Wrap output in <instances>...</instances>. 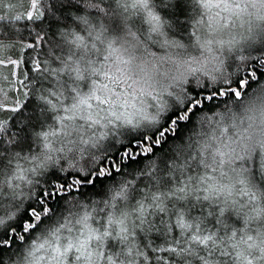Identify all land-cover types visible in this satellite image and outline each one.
I'll return each instance as SVG.
<instances>
[{
	"label": "clouds",
	"instance_id": "obj_1",
	"mask_svg": "<svg viewBox=\"0 0 264 264\" xmlns=\"http://www.w3.org/2000/svg\"><path fill=\"white\" fill-rule=\"evenodd\" d=\"M0 264H264V0H0Z\"/></svg>",
	"mask_w": 264,
	"mask_h": 264
},
{
	"label": "trees",
	"instance_id": "obj_2",
	"mask_svg": "<svg viewBox=\"0 0 264 264\" xmlns=\"http://www.w3.org/2000/svg\"><path fill=\"white\" fill-rule=\"evenodd\" d=\"M26 51H27V50H26ZM27 70H28V67L25 66V71H27ZM18 71H19V70L17 69V72H18ZM198 98L202 99V102H203V103H205V104L208 103L207 101L203 100V94L199 95ZM212 102L215 103L216 101L214 100V101H212ZM197 107H199V106H197ZM177 135L179 136L180 133H178ZM133 143H134V142H133ZM145 143H147V142H145ZM130 146H131V145H130ZM133 147H135V145H133ZM154 147H155V146H154ZM133 150H134V151H138V149H135V148H134ZM118 155H119V154L117 153V156H118ZM113 159H116V157H113ZM108 166L111 167L110 164H109ZM89 178H91V177H89ZM73 179H83V178H82V177H79V176H76V175H74V174H72V173H69L67 176L53 177V180L50 181V183H53V182H55V183H62V184L65 185V187H67V184L70 183ZM98 180H99V177L96 178V180L94 181V183L97 182ZM39 196H40L41 198L46 199L47 201H52V200H53V196H52L51 194H50L47 198H45V197H44V192H43V190L40 191ZM56 199H57V200L59 199L58 195H57ZM40 207L42 208V205H41ZM38 210H39V209H38ZM31 211H32V209L29 208V209H28V212L30 213ZM26 219H29V220H30L31 217H30V216H26ZM8 238H10V239H14V236H10V237H8Z\"/></svg>",
	"mask_w": 264,
	"mask_h": 264
},
{
	"label": "snow or ice",
	"instance_id": "obj_3",
	"mask_svg": "<svg viewBox=\"0 0 264 264\" xmlns=\"http://www.w3.org/2000/svg\"><path fill=\"white\" fill-rule=\"evenodd\" d=\"M13 67H15V64H13Z\"/></svg>",
	"mask_w": 264,
	"mask_h": 264
}]
</instances>
